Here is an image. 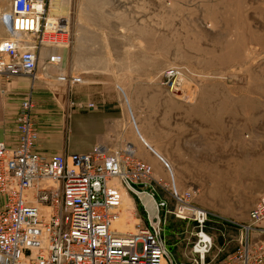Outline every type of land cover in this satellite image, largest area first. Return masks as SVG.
<instances>
[{"label": "rangeland", "instance_id": "374dc122", "mask_svg": "<svg viewBox=\"0 0 264 264\" xmlns=\"http://www.w3.org/2000/svg\"><path fill=\"white\" fill-rule=\"evenodd\" d=\"M48 7L63 21L64 44L40 48L35 80L0 77V142L17 139L18 108L31 96L38 145H79L87 134L93 148L128 145L151 166L170 209L172 195L191 192L194 205L249 224L264 185V0H50ZM8 9L0 0V16ZM53 53L63 61L43 74ZM54 91L64 103L55 104L58 123L48 119L55 105L42 104ZM74 115L101 117L86 124ZM114 185L115 194H128ZM127 196L135 220L120 207L123 225L134 231L142 210ZM215 228L207 264L237 247L231 225L227 250L210 263L225 243ZM162 229L171 259L189 264L190 225L167 215Z\"/></svg>", "mask_w": 264, "mask_h": 264}, {"label": "built area", "instance_id": "2783aa9c", "mask_svg": "<svg viewBox=\"0 0 264 264\" xmlns=\"http://www.w3.org/2000/svg\"><path fill=\"white\" fill-rule=\"evenodd\" d=\"M48 4L49 0H9L8 11L0 16L7 33L0 41V77L33 79L40 48L62 43L59 33H47ZM62 61L53 53L46 65L57 67ZM32 110L28 96L16 115L15 143L0 142V264H181L173 263L165 244L162 224L167 215L191 227L186 243L189 264H207L216 247V226L225 243L210 263L225 252L231 225L237 228V247L215 264H264V243L253 241L249 234L264 220V185L248 212L247 225L194 205L191 192L172 195L170 209L159 194L151 166L137 159L128 145L112 150L97 144L88 153L40 154ZM115 179L142 210L132 234L112 231L120 211L109 188ZM139 194L151 199L159 220L156 228L150 225Z\"/></svg>", "mask_w": 264, "mask_h": 264}, {"label": "crops", "instance_id": "0c3cea01", "mask_svg": "<svg viewBox=\"0 0 264 264\" xmlns=\"http://www.w3.org/2000/svg\"><path fill=\"white\" fill-rule=\"evenodd\" d=\"M42 52V51H41ZM46 68H47V65L45 64L42 68V72L43 74H46L47 71H46ZM48 74V73H47ZM36 77V76H35ZM36 78H34L35 80ZM58 91V90H57ZM55 94H43V96H47V100L46 101H43L42 104H64L63 103V99L61 100V97L60 95H57L56 94V91H54ZM16 101V100H15ZM57 105H55L53 107V109H57ZM50 112V111H49ZM54 114V115H53ZM38 116V114H37ZM50 116V115H49ZM101 116H92V115H87V116H83L82 118L80 116H73V120L76 122V121H81V120H84V121H87V123H90L89 121H97L99 120ZM62 118L63 117H60V110L57 109L56 111L55 110H52L51 111V116L48 118L50 121H52V123H58L60 121H62ZM86 126V125H85ZM90 126H93V125H89ZM79 136V135H78ZM90 134H87L85 135V142H83L82 144H79V145H76L75 142L73 143L72 141H69L68 142V146L65 147L63 146L62 144H56L54 146H44L43 144H39L38 145V152H40L41 154L45 155V156H51L53 154H58V153H64V154H69V153H74L73 149H76L77 153H86V152H89L93 147H92V139L93 138H90ZM14 140H16V137L14 139V136H13V142L10 143V145H13L15 142ZM95 146V145H94ZM1 198V197H0ZM2 199V198H1ZM258 224V223H257ZM250 238L253 240V241H258V242H264V224H260L259 226H256V224L253 226V230H252V233L250 235ZM217 241V240H216ZM224 243H222L220 246H223ZM173 258V257H172ZM173 260L175 261V259L173 258Z\"/></svg>", "mask_w": 264, "mask_h": 264}, {"label": "bare ground", "instance_id": "6f19581e", "mask_svg": "<svg viewBox=\"0 0 264 264\" xmlns=\"http://www.w3.org/2000/svg\"><path fill=\"white\" fill-rule=\"evenodd\" d=\"M50 1V0H49ZM49 9H50V7H48V10H47V13H46V16H45V25H46V29L48 30V32L47 33H63L62 31H61V26L62 25H64L63 24V21H61L60 23H59V20H58V16L57 15H55L52 11L51 12H49ZM53 9V8H52ZM64 27V26H63ZM61 37V36H60ZM58 42H59V40H58ZM61 44L63 45L64 43H63V41H62V43H60V44H58L57 45V47H61ZM52 45V44H51ZM34 78H35V76H34ZM33 78V79H34ZM32 79V80H33ZM92 110H94V107H93V109ZM132 151V150H131ZM132 152H134V151H132ZM135 154V153H134ZM153 175V174H152ZM117 179H115V180H111V181H109V188L111 189V191L114 193V195L117 197V202H118V206H119V219L113 224V226H112V231H116L117 233H119V234H132L134 231H126L125 230V226L123 225V222H125L126 221V219H125V211L122 209V208H120V207H124L126 210H127V212H128V208H130V210H129V212H132V213H130V216L133 218V214H134V206H133V203H132V201L130 200V198L127 196L128 194H130L127 190H126V188L118 181V183L124 188V190L126 191V193H128L127 195H125V197H123V196H120L119 194H118V192H116V194H115V185H114V181H116ZM125 193V194H126ZM141 201V200H140ZM142 203V202H141ZM128 212V213H129ZM131 220V219H130ZM132 220H135L134 218L132 219ZM137 220V219H136ZM149 220V219H148ZM150 223V222H149ZM136 225V224H135ZM135 225H134V229H135ZM151 225V224H150ZM158 226V225H157ZM153 227V226H152ZM154 228V227H153ZM131 229V228H130ZM170 254V253H169ZM173 263H176L175 261H173Z\"/></svg>", "mask_w": 264, "mask_h": 264}, {"label": "water", "instance_id": "95a60500", "mask_svg": "<svg viewBox=\"0 0 264 264\" xmlns=\"http://www.w3.org/2000/svg\"><path fill=\"white\" fill-rule=\"evenodd\" d=\"M138 197L141 200L142 204L145 207V210L148 213V219H149L151 226L156 228L158 223H159V220L157 217V212L155 210V207H154L151 199L148 196H146L145 194H139Z\"/></svg>", "mask_w": 264, "mask_h": 264}]
</instances>
